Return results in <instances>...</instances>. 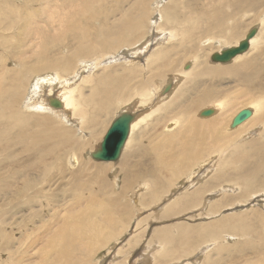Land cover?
<instances>
[{
    "label": "bare ground",
    "instance_id": "bare-ground-1",
    "mask_svg": "<svg viewBox=\"0 0 264 264\" xmlns=\"http://www.w3.org/2000/svg\"><path fill=\"white\" fill-rule=\"evenodd\" d=\"M152 1L153 0H19V3H15L5 0L0 2V28L3 30V32H0V37L5 35L4 32H10L8 35H12L14 38V41L7 45L4 44L6 41L3 42V49L12 53L22 50L18 57L20 61L19 68L5 70L0 66V111L4 113L5 110H12L14 112L11 117L7 118L8 122L0 117V139L13 140L14 142L7 147L8 156L21 150L23 154H26V158H33L32 164L23 168L19 166V160L13 161L11 165L16 169L12 176L14 179H17L18 175L20 176L23 173L34 174L40 165L45 167L46 162L50 161L53 157L63 158V155L68 152V163L71 167L76 168L69 175L70 178L67 181L69 187L62 188L63 193L68 196L71 195V203L76 210L69 211L67 215L60 219L61 222H59L48 239L46 249L42 250L40 253V262H43L42 264H78L81 261H87L86 258L89 254H96L102 246L107 248L105 244L108 240L111 241L113 238L123 235L125 231L123 225L128 219L127 214L131 207L128 205V202H122L123 193L121 190H109L106 176L103 175L105 171L104 167L98 165L95 167V172L89 174L84 167L79 166L83 159H88L83 157V153L80 154V156L76 153V148L78 149L80 146L76 143L75 136L73 135L75 130L71 126H65L67 129L56 127L52 117H57L62 124L63 122L67 123L70 116L75 117V119H69V123L77 124L78 127L76 130L80 133V140L87 142L89 145L90 141L99 130L100 125L96 118H94V120L88 117L85 118V114L88 111L87 104L97 110V115L102 116L108 114L112 109L113 100L116 95L122 96V100L128 101L129 104L130 100L135 102V104L138 103L137 110L139 109L138 111L140 113L138 114V111H136V115L138 114V116L134 117L130 125L131 128L125 141L126 146L124 145L121 148L120 155L116 160L103 162H116L120 158L119 162H117L128 164V167L125 168L126 166H124L119 176H124L126 178L130 177L133 168H142L144 170V174L142 175H149L153 183V186H149L150 188L147 195L153 194L157 196L161 190L157 181L161 175H158L157 171L162 173L168 172L171 175L175 174L174 178L183 174L177 180L178 182H176L175 186L170 189L169 192H166L163 200L159 202L165 203V205L168 204L167 206L164 205V208L162 207L163 209L160 213H158L160 206L158 208L155 207L154 211L151 209L153 213L148 214L146 210V213L150 215L149 217L158 218L157 220H164L167 216L169 217V213L165 216L167 211H173L184 206H191L192 208L196 204L199 206L194 207L196 209L193 210L204 215L203 219H206L209 218V214L213 212L216 213L215 211H207L209 205L213 203H215L216 208L218 207L216 201L213 202L212 200L214 195L222 192L218 197H225L227 201H229V198H235L231 195L238 192L237 185L233 186L229 184L222 186L223 184L221 185L219 183L215 187L206 190L201 187L202 185L194 189V186L197 184L199 185V181L209 176L210 171L214 168L213 166L219 164L220 158L223 152L226 153L228 146L224 149L222 148L220 152H215L213 149L211 150L213 152H210L206 157L203 156V153L206 152V150H210V148H214L218 143L217 146H221L230 141H232L233 144H237L248 139L249 136H254L253 138H255L258 134V136L264 134V63H257V57L251 56L247 58L244 63L236 66V63L243 58L242 56L247 54L246 52L248 49L255 44L258 35L264 31L253 26L242 39L238 40L241 38L240 36L242 34L239 31L240 26L237 27L236 24L238 17L235 18L236 13H244L246 11L257 12L262 8L264 11V0H217L218 2L207 0V7L200 4L196 6L199 0H170L166 2V5L170 4L167 7L161 4L162 0H157L155 6L157 8H162L157 10V16H153L149 19V8L153 4H151ZM190 1L192 2L189 3ZM179 3H181V7L185 8L186 11L181 8L184 13L177 9ZM152 27L156 29L158 33L159 31L162 32V37L158 39L155 35L153 39L145 41L140 47L138 46L139 48H136L135 45L138 41H140ZM254 29H256L255 34L248 39L246 51L234 55L225 62L216 60L217 57H222L223 50L239 45V42L245 40L248 33ZM226 34H228V37L225 39L224 36ZM195 35H199V37L221 36L226 41H233L236 43L224 45V48L213 51L211 48L212 46L210 47L208 43L210 41L216 42L219 38H207L197 42L195 41ZM177 36L178 39H176ZM166 38L169 41L176 39V42L172 45L161 47L159 50H155L160 46V42ZM35 39H38L37 43L40 46L39 52L36 51L37 53L35 52L31 56H26V52L32 47L29 45V42H34ZM153 44H155L153 46L155 49H150L151 51L155 50V52H149L150 57H147V59L145 58L147 63L141 67L130 66L127 68L125 71L126 76L122 82H117V74L112 76L110 72H107L103 73L101 76L102 79L100 77L97 80V82L99 81V85L97 84L98 87L93 89L92 95L88 100H85L83 97L82 99L80 94L77 93L78 85L76 84L78 82H80L78 84L89 82L90 79H93L95 76H91V73L98 66H108L107 63L112 62L113 59H129L122 55L119 56V53L114 56L105 53V51L114 50L126 45H133L130 54L134 57V55H138V53L144 54L149 49L150 45L152 46ZM207 44L208 47L206 46V49L201 50L197 48ZM65 47H67L66 52H59L60 50H65ZM183 55H191V57L186 58L181 64L179 57ZM130 59L132 60L133 58ZM190 59H194L195 62L188 63L185 66L184 63ZM145 60L143 59L142 63H145ZM236 60L237 62H235ZM113 61L116 62L117 60ZM195 70L198 71V73H196ZM6 71L10 73L6 74ZM170 73H175V77L177 78L189 76L191 77V81L193 78L203 76L207 73L217 76H227L232 80L238 81L240 86L243 84L247 91H254L262 100H253V102L248 103L247 105H251L253 110L250 108L245 109H248L251 114L240 124L231 126L230 123V128L236 127L234 130H230L228 123L232 114L231 112L225 113L226 109L231 107L233 100L236 101V99H238L237 95H234V98L231 100L229 97H226L225 100L221 101L216 98L220 95L217 89L211 87L212 85H206L203 80H196L191 86L193 89L192 91L196 92L194 95L186 87L181 90L179 89L176 94H172L173 97L170 101H173L177 97H181L182 99L177 100L173 109L177 116L180 117L178 118L176 116V120L172 119L164 124L165 129L163 128L162 131L168 132H163L162 134L165 133V135L157 142L156 138H154L155 136H149L151 139H145L146 136H148V133H146L142 145L137 150L131 151L128 148V140L137 123L145 116L150 117L154 115L158 109L162 108L163 110L167 107L168 103L165 101H168L167 98L169 95L162 99L161 94L159 95L156 93L162 88L159 84L162 80H166L167 74ZM32 76L35 77L32 79ZM104 76L106 77L104 78ZM177 78H174V81L169 80V82L176 86L179 84L177 83ZM31 79L32 83H30V85L32 87L28 93L29 95H25L27 96L25 98V86ZM132 81L134 83L129 85ZM175 82L177 83L176 85L174 84ZM26 89L29 90V88ZM158 95L161 98L160 100L158 99ZM157 99L161 101L160 105H156L155 107H151V104L148 105L152 101L155 103L159 102ZM242 100L243 103L249 101L248 98H243ZM204 103H206V105L212 103V105H210L211 107L209 108L202 109L200 106ZM21 104H23V111L19 109L15 110V107ZM150 107L151 111H149V113L140 116L145 110H149L148 108ZM200 108L202 110H200ZM125 110L127 109L125 108ZM205 110L211 111L210 114H201V112ZM195 112H197L199 117L195 116ZM121 113L122 111L119 112V114ZM169 117H171V115H168L165 111L158 116V120L152 121L153 123L155 122L157 126H160V123L163 122L165 118ZM115 118L111 120L113 121ZM109 124L104 132L109 128ZM156 124H153V128L156 127ZM98 125L99 128L97 130ZM35 127H38V130L32 129ZM84 127L88 128V130L85 131L83 129ZM189 127H191V131L193 132L191 133L190 131L191 134L188 132ZM83 136L85 137L81 139ZM253 138L249 139L251 143L248 144V151L251 152L252 149L255 150V148L259 146H264V141L260 142L258 140H253ZM255 139H257V137ZM210 142L211 147L209 146ZM124 147H126V149ZM84 150H86V148ZM92 152L86 153L91 156ZM240 152L241 150H238L230 157L233 155L234 157L246 155ZM141 157H143L141 162L135 161ZM193 164H195L196 170H192V167L190 168ZM250 168L252 169V171H249L251 176H245L243 178V180H245V185L243 186L244 192L240 194V196L245 197V199L247 197L246 201H250L255 195L257 196L259 192H264V188L255 190L254 187L256 183L264 182V178H256V173L258 171L259 174L264 173V165H248L247 162L246 170ZM186 170H192L191 172H194L193 175L185 177L186 175H184V172ZM216 171L213 174H215L214 178L218 180L221 175L216 173ZM136 174V178H129L127 189L132 188L134 183H137V179H142L141 176H138L140 172H136ZM194 176L197 177L196 180L192 179ZM55 177L59 178L57 174H55ZM184 178H186V180L183 181ZM3 183L6 184H4L3 190L0 188V196H4V193L6 196L11 194L14 196L5 204H1L4 208H0V224L3 226V228H0V252L9 249L14 243V240H21V238L25 240V237H29L30 233L27 232L26 228H24V232H22L20 236L21 238L15 237V234L19 231L11 228V221L16 212L15 205L17 201L20 202V205L34 203L32 200L21 203L26 188L31 186L29 178L25 179L23 185L14 190L9 188L6 189V187L9 186L10 179H0V186ZM143 184L144 187L148 186L146 185L148 183ZM177 185H179V188ZM208 186L209 185H207V187ZM185 189H187L186 193H188L177 197V195ZM111 192H113V197ZM230 193L232 194L230 195ZM98 195H100V198H96ZM51 197H54V192L51 193L49 200L46 201V206L51 205ZM157 198L159 199L160 196ZM154 199L156 198H152V200ZM241 201L243 200L241 199ZM241 201L233 203L237 204V206L234 207L242 208L244 203ZM62 202L63 201L59 202V204H62ZM96 202H98V204ZM218 204L221 205L222 202H218ZM153 205L152 207H154ZM226 205H229V203ZM257 205V209L252 212V216H249V218L246 215H235L234 218L230 217L218 221L216 219L204 221L197 226L185 224V222H189L188 220L191 221L190 217L193 216L191 210L190 213L188 211V213L179 216L176 215L174 219H176L177 223H180V225L177 226L178 231L176 237L170 233L172 229H165L164 227L157 229L156 232L149 231L151 236H149L150 239L156 241V246L162 247L161 250L156 251L149 259H153L152 264H166V260L158 262L156 260L157 256L169 258L176 245V247L182 246L183 250L189 251L175 258L170 264L181 262L183 257L190 255H194V259L189 260V258H184V260H186L184 264H222L219 260L209 259V255L214 249H216L217 252L225 250V248L219 246L217 241V237L220 236L221 232L220 238L224 240L226 237L227 240L232 243L236 235L231 234V232L235 231L239 236L243 237V239L247 237L251 238L249 237V235H251L252 237L254 236L256 240L260 241V243L256 245H251L250 242L245 244L253 248V251L258 257L243 261L244 263L240 264H256L259 261L260 264H262L264 262V232L262 231V229H264V205L261 206L262 208H260V205ZM161 206H163V204ZM39 212L40 210L36 214H39ZM146 213L144 215H146ZM161 213L163 214L161 215ZM144 215L139 216L141 219H139L135 225L138 232L136 233V230H134L136 234H131L130 239L126 242L128 249H132V251L138 246L143 233L146 231L142 233V230H144L145 225L148 223L147 220L149 221L150 218L148 217L146 220V216ZM32 216H35V214L29 217H22L24 227L31 222L29 219H31ZM262 217L263 222L260 223ZM55 218L57 217L55 216ZM167 221L166 223H168ZM258 223L263 225L259 226L257 225ZM223 234L227 236L222 237ZM209 238L215 239L206 241ZM239 240L238 238L236 241ZM189 241L190 245L192 241H204L207 243L204 246H199V250L197 251L193 250L194 248L192 249V247L190 248ZM240 249L243 250V248ZM82 250L83 254L78 255ZM132 251H130V254L133 255L135 252L133 251V253H131ZM25 252L27 254V248L24 249V253ZM110 252L112 253L110 254ZM110 252V259L107 258L106 260L103 257L106 262L105 264H111L112 261H115L114 249ZM125 252L126 250L118 249L117 254L121 255ZM138 252L139 254L136 257L139 261L137 264H149V262L145 263L147 260L141 258L144 257L145 254L141 251ZM129 258L130 255L126 257L122 255V259L117 264H129ZM87 264L92 263L88 262Z\"/></svg>",
    "mask_w": 264,
    "mask_h": 264
},
{
    "label": "rangeland",
    "instance_id": "rangeland-1",
    "mask_svg": "<svg viewBox=\"0 0 264 264\" xmlns=\"http://www.w3.org/2000/svg\"><path fill=\"white\" fill-rule=\"evenodd\" d=\"M3 1H5V0H0V2H3ZM6 1L19 3V0H6ZM156 1L157 0H153L151 2V4L153 3L152 4L153 7L150 5L151 7L149 8V12H150L149 19L153 16L154 17L157 16V10L162 8V7L157 8L155 6ZM168 1H170V0H164V1L162 0L161 4L163 6L165 5V7H167L168 5H170V4L166 5V2H168ZM214 1L218 2L217 0H214ZM225 1H227V0H225ZM191 2L192 1H190L189 3H191ZM110 4H112V3H110ZM194 4H196V3H194ZM199 4L207 7V0H199V2L196 4V6H199ZM181 8L184 11H186L184 7H181V3H179L177 5V9L179 11L183 12V10ZM183 13H181V14H183ZM237 17H238V19L236 20L237 21L236 24H237V27L240 26L239 31L242 34L240 36L241 38H239L238 40L242 39L245 36V34L251 28H253V26L254 27L256 26L259 28V30L262 29V31H264V11H263V8L257 12L246 11L244 13H236L235 18H237ZM251 21H253V22H251ZM0 32H3V30L1 28H0ZM4 33H5V35L3 37H0V66H2L5 70L17 69L20 67V61H19L18 57L20 55V52H22V50H19L16 53H12L10 51L4 50L3 49L4 47L2 45L3 42L6 41L4 44L7 45V44L14 41V38L12 37V35H8L10 32H4ZM157 33L158 32L156 31V29H153V27H152L150 29V31L149 32L147 31L146 35L140 41H138V43L135 45V47L139 48L140 45H142L145 41L153 39V36H155V35H156V37H158V39L161 38L162 32L159 31V33L158 34ZM227 37H228V34H226L224 36L225 39ZM207 38H219L216 42L210 41L208 43L210 47L212 46L211 48L213 49V51L214 50L218 51L219 48H221V49L224 48L225 47L224 45H231V44L236 43L233 41H226L221 36H219V37H214V36L199 37V35H195V41H197V42L204 40V39H207ZM176 39H178V36L176 37ZM176 39H172L169 41L166 38L162 41L163 43L160 42V46L157 47L156 49H155V47H153L155 44H153L152 46L150 45L149 49L144 54L138 53V55L135 54L134 57L130 54L131 49H133V47H132L133 45H131V46L126 45L123 47H119L117 49H114L115 51L114 50L105 51V53L112 54L114 56L119 53L118 54L119 56L122 55V56H125L126 58L128 57L129 59L128 58H127L128 60H123V58H121L120 60H119V58L113 59V60H117V61L115 62L112 60V62H108L107 63L108 66H98L91 73V76L92 75L95 76L93 79H90L89 82H85V83H81V84H78V83H80V82H78L76 84V85H78L77 93L80 94L81 98L83 97L85 100H88L90 98V96L92 95L93 89L95 87L97 88L99 85L98 84L99 81L97 82V80L103 75V73H107V72L108 73L110 72L112 74V76L117 74L118 75L117 82L118 83L122 82L126 76L125 71L127 68H129L130 66L141 67L142 65H145L147 63L145 58L147 59V57H150L149 56L150 53H154L155 50H159L161 47H165L166 45H172L174 42H176ZM37 42H38V39H35L34 42H32V41L29 42V45H31L32 47L30 48V50L28 52H26V54H25L26 56H31L36 51L39 52L40 46ZM208 44L204 45V46L197 47V48H199L201 50L206 49L208 47ZM150 48L152 50L153 49H155V50L151 51ZM66 49H67V47H65V50H60L59 52H66ZM116 50H117V52H116ZM115 52H116V54H115ZM246 53L247 54L242 56L243 58L241 60H239L238 62H237V60L235 61V62H237L236 66L241 65L242 63H244L246 61L247 58H250L251 56L257 57V59H258L257 63H264V32L258 35V38H257L255 44L252 47H250ZM189 57H191V55L180 56L179 61H181V64H182V62L184 60H186V58H189ZM130 58H133L132 59L133 62ZM136 59H137V61H136ZM143 59L146 61L145 63H142ZM126 61H128V62H126ZM192 62L194 63L195 60L190 59V60L186 61L184 64L186 66L188 63H192ZM196 70H195V72L198 73V71H196ZM168 72H166V73H168ZM5 73L9 74L10 72L6 71ZM172 74H174V75H172ZM170 76H171V78H170ZM34 77L32 76V79ZM105 77L106 76H104V78ZM174 78H177V77H175V73L167 74L166 80H164V81L162 80V82L159 84L162 87V88H160L161 90L159 89L160 91H158V93H156L159 95L161 94L162 99L166 98L165 96L168 97V95H169V97L167 98L168 101L167 100L165 101L166 103H168L167 107L163 110H162V108L158 109V111L154 115H151L150 117L145 116L133 128V130H132L133 132H131L132 134H130L131 136L129 137V140H128L129 141L128 148L131 151L137 150L142 145L143 139L145 138L146 133H148V136H146L145 139H149L151 136H155L154 138H156V142H157L163 135H165V133L162 134L163 132H168V131H162L164 128V124L166 122L168 123V121H171L172 119L176 120L177 114L175 113V111H173V109H174V106H175L177 100L182 99V98L177 97L173 101H170V100L172 99L173 95L179 91V89L181 90L184 87H186L194 95L196 92L192 91L193 89L191 88V86L193 85V82L196 80H203V81H205L206 85L207 84L212 85L211 87H214L215 89H217L220 92V95L216 98L220 99L221 101L225 100L226 97H229L231 100L234 98V95H237L238 99H236V101L233 100L231 107L229 109H226V113H225V114H227V113L231 112V114H232V117L229 119V123H228V127L230 130H234L236 128V127L230 128V123L232 121V118L235 116V114L237 112H239L243 108H250L253 110V107L251 105L249 106L247 104L250 102H253V100H257V101L262 100V98H259L254 91H252V90L247 91L243 84H242V86H240L238 81L232 80L231 78H229L227 76H217V75H212V74L207 73L203 76H197L196 78H193L192 81H191V77H189V76H185L184 78L180 77V78H177V83H179L178 84L179 87H178V85H176L177 84L176 82L174 83L176 86H174L173 83L171 84V82H169V80L174 81L173 80ZM181 78H183V79H181ZM32 79L29 80V82L27 83V85H26L27 87L25 86V90H26V92L24 90V97L25 98L29 95L28 93L31 90L32 86L30 85V83H32L31 82ZM101 79H102V77H101ZM179 81H181V82H179ZM133 83L134 82L132 81L130 84L129 83L128 84L132 85ZM183 85H185V86H183ZM26 88H29V90ZM129 92H130V90H129ZM241 93H243V94H241ZM25 95H27V96H25ZM159 95H158V97H159L158 99L160 100L161 98ZM243 98H248L249 101L246 103H243V100H242ZM125 102H126L125 100L124 101L122 100V96L116 95L114 97V100H113V106H112L113 111L111 109L108 112V114H104L102 116L97 115V110L95 108H92L91 105L87 104L88 111L85 114V118L88 117L92 120H94V118H96L97 121L99 122L98 124L100 125V128L98 125L97 130H98V128H99V130L96 132L93 139L90 141L89 145L87 142H83L80 140V135H79L80 133L78 130H76L78 127L77 124L75 125V124L69 123V119H72V118L75 119V117L70 116L68 119V122L67 123L63 122V124L61 123V121H59V119L57 117H52L55 124H56V127L62 128V129H67L65 126H71L75 130V132H73V135L75 136L76 143L80 146L78 149L76 148V153L79 154V156L82 153L84 155L86 154L85 156L83 155V157H86L88 159V160H86V159H83V157H82L83 160L79 166L84 167L85 170L89 174L92 172H95V167L98 165H101L102 167H104L105 171L103 172V175L106 176V180L108 182L109 190L110 189H112L114 191L121 190V192L123 193L122 202H128L129 203L128 205L131 206L129 209V212L127 214L128 219H127V221L124 222V225H123V227H125V231H124L123 235L120 237H115L111 241L108 240L105 244L107 246V248L105 246H102L96 254H94V255L89 254L88 257L86 258L87 261H85V262L81 261L78 264H85V263L87 264L88 262H91L92 264L93 263L94 264H105L106 262L103 259V257L106 260H107V258L110 259L109 252L112 251V249H114L115 261H112L111 264H117L122 259V255H124V257L130 255L129 264H137V262L139 261L138 258L136 257L139 254L138 251H141L142 253L145 254L144 257H141V258L147 260V261H145V263L149 262V264H152L153 259H149V258H151V256L156 251L161 250L162 247L156 246V241H152L150 239V237H151L150 232L151 231L156 232L157 229H161L164 227L165 229H172V231L170 230L171 231L170 233L174 237H176V233L178 231L177 226L180 225V223H177L176 219H174L176 215L179 216L181 214L188 213V211L190 213V210H191V213L193 215L192 217H190L191 221L188 220L189 222H185V224L191 225V226H194V225L197 226V225H200L199 223L204 222V221H209L212 219H216L218 221V220H221L224 218H230V217L234 218L235 215H243V216L246 215L249 218V216L250 217L252 216V212L255 209H257L256 205L258 203L259 204L257 206L260 205V208H262L261 206L264 205V192L263 191L259 192L257 194V196L255 195L250 201L249 200L246 201L247 197L245 199V197L240 196V194H242L244 192L243 186L245 185V180H243V178L245 176H247V177L251 176V173L249 171H252L251 168L246 170V163L248 162V165H250V164L261 165V166L264 165V146H262V147L259 146V147L255 148V150L252 149V152L248 151V148H249L248 144L251 143V140H249V139L254 137V136H249L248 139H245V140H243L237 144H233V142L230 141L226 144L221 145L222 146L221 147V146H217L219 144L218 143L216 146H214V148H210V150H208V151L206 150V152L203 153L204 157H206L210 152H213V151H211L213 149L215 152H220V151H222V148L224 149L228 146V150L226 151V153L223 152V154L220 158L219 164H216L215 166H213L214 168L211 170L212 172L210 171L209 176L206 179L199 181L198 182L199 185L197 184L196 186H194V189H196L200 185H202L201 187H203L204 190H206L208 188L215 187L219 183L221 185L223 184L222 186L229 185V184H231L233 186L237 185L238 192L236 194H233V195H231L232 193H230V195L232 197H235V198H229V201H227L225 199V197H221V196L218 197L222 192L214 195L212 200H213V202L216 201L218 207L217 208L215 207V203L209 205V207L207 208V211L208 212L215 211L216 213L213 212L212 214H209V216H208L209 218H206V219H203L204 215H201L198 213V211L193 210V209H196L194 207L199 206L198 204H196L192 208H191V206H184L182 208H178V209L173 210V211H167L165 213V216L168 213L170 215H169V217L167 216V218L164 220L163 219L157 220L158 218H153L152 216L149 217L150 215H148V214L153 213V211L155 210L154 209L155 207L158 208L160 206V209L158 210L159 211L158 213H160V211L165 206L168 205V204L165 205V203H159V202H161L163 200V198L166 195V192H169L170 189H172L175 186L176 182H178L177 180L183 174L181 176L174 178L175 174L171 175L168 172L162 173L160 171H157V174L161 175L157 179L158 185L161 188V190L157 194V196L153 195V194L147 195V192H148L149 188L151 186H153V183H152V179L149 175H142V174H144V170L142 168H139V167L133 168L131 170L130 177L126 178L124 176H119L121 169L124 166H126L125 168L128 167V164L118 163L120 158H119V160H117L118 162L117 161L116 162H103V161H95L88 154V153H90V152H92L98 148L99 143L101 142L102 137H103L104 133L106 132V131L104 132L105 128L108 127V124L111 123L110 121H112L111 119L115 118L119 114V112L126 111V112H130L132 114H135V116H138V114L140 113L138 111L139 109L137 110V104L138 103L135 104V102H132V100H130V104L128 101L126 102V104H125ZM160 102L161 101L155 103L154 101H152L148 105L151 104V107H155L156 105H160L161 104ZM133 103H134V105H133ZM148 105H144V106H148ZM210 105H212V103L207 104V105H206V103H204L200 107L202 109H204V108L211 107ZM126 106H128V107H126ZM138 106H142V105H138ZM122 107H123V109H122ZM151 107L148 108L149 110L144 111L146 113L143 112L142 114H140V116L149 113V111H151ZM125 108L127 110H125ZM138 108H140V107H138ZM197 108H199V107H197ZM201 108H200V110H202ZM18 109L20 111H23V104L15 107V110H18ZM136 111H138L137 115H136ZM165 111L168 115L170 114L171 117L165 118V120L160 123V126H157V124L155 122L153 123V121L158 120V116ZM110 112H112V113H110ZM197 112H195V116L199 117L197 115ZM13 114H14V112L12 110L11 111L5 110L4 113L0 111V117H2L6 122H8L7 118L11 117ZM177 117L179 118L180 116H177ZM200 117H203V116H200ZM85 118H84V120H85ZM144 119H146V120H144ZM153 124H156L155 128H153ZM176 127H178V126H176ZM176 127H174V128H176ZM130 128H131V126H130ZM32 129L38 130V127H35ZM83 129L85 131L88 130V128H85V127ZM158 129H159V131H158ZM190 131H191V127H189L188 132L190 133ZM191 133H193V132L191 131ZM258 135L256 136L257 139H255L256 138L255 137V138H253V140H258L260 142H263L264 141V134H260V136H258ZM84 137L85 136L81 137V139ZM13 143H14L13 140L0 139V162H1L0 179H2V178L10 179V183L8 184L9 186L6 187V189L9 188V189L14 190V189L20 187L21 185H23L25 179L29 178V181L31 182V186L26 188L25 193L21 199V203H25L29 200L34 201V203L20 205V202L17 201V203L15 205L16 212H15V215H14L12 221H11V228H14L17 231H19L18 233L15 234V237H20L22 232H24V228H26L27 232L30 234H29L28 238L25 237V240H22L21 237H20L21 240H14V243L12 244V246L9 249L1 251L0 252V264H42L43 262H40L41 261L40 253L42 250L46 249L48 239H49L50 235L53 233V231L56 229V227L58 226L59 222H61L60 219L62 217H64L65 215H67V213L69 211H72V210L75 211L76 210L75 207H73V205L71 203V201H72L71 197H70L71 195L68 196L67 194L63 193V191H62V188H64V187L68 188L69 187V184H67V181L70 178L69 175L76 168L71 167L70 164L68 163V155H69V152H68V153L63 155V158L53 157L50 161L46 162L45 167H42L40 165L34 174L23 173L20 176L18 175L17 179H14L12 174L16 168H14L11 165L12 162L15 160H19V166L21 168H23L29 164H32L33 158H30V159L26 158V154H23L21 152V150L15 152L11 156H8V148L7 147L9 144L12 145ZM125 146H126V144H125ZM209 146L211 147V142H210ZM85 148H86V150H84ZM124 148L126 149V147H124ZM238 150H241V152L245 153L246 155L236 156V157H234V155H233L232 157H230L232 154H234V152H236ZM86 152H88V153H86ZM249 155H251V156H249ZM142 160H143V157H141L135 161L141 162ZM191 167H192V170H196L195 164H193V166H190V168ZM188 170H186L184 172V175H186L185 177L193 175V173H194V172H191L192 170L191 171H188ZM215 171H216V173L221 175V177L218 180H216V178H214L215 174H213V173ZM136 172H140V174L138 176H141L142 179H137V183H134V186L132 188L127 189V185L129 184V178H132V177L136 178L135 177V176H137ZM55 174H57L59 176V178L55 177ZM256 176H257L256 177L257 179H262V178H264V173L259 174V171H258L256 173ZM196 178L197 177L194 176V178H192V179L196 180ZM184 180H186V178H184L183 181ZM143 183H148V184H146L148 186L144 187ZM202 183H204V184H202ZM4 184H6V183H3L0 186L1 190L4 189ZM207 185H209V186L207 187ZM177 187L179 188V185H177ZM254 187H255V190H258L260 188H264V182L256 183L254 185ZM194 189H191V190H194ZM186 190L187 189L182 190L181 193L179 195H177V197H179L181 195H186L188 193V192L186 193ZM52 192H54V197L50 198L51 205L49 204L50 206H46L45 205L46 201L49 200V197H50ZM111 193H112V197H113V192H111ZM114 195H115V193H114ZM12 196H14V195L11 194L9 196H6L5 193H4V196H0V208H4V206H2L1 204H5L6 202H8L12 198ZM159 196H160V198L158 199L157 197H159ZM96 198H100V195H98ZM152 198H156V199L152 200ZM241 199L243 201H241ZM58 201L59 202L63 201V202H62V204H59ZM237 201H241L242 203H244L243 204L244 206L242 208H240V207L235 208L234 206H237V204H233V203H235ZM218 202H222V204L220 205V204H218ZM96 203L98 204V202H96ZM227 203H229V205H226ZM162 204H163V206H161ZM152 205L154 207H152ZM231 207H234V208L230 209ZM147 208H149L150 210ZM39 210H40L39 214H36V213H38ZM149 211H151V212H149ZM145 213H146V215H144ZM32 214H35V216H32L31 219H29V221H31V222L28 223L24 227V225H23L24 223L22 222V217H29ZM162 214L163 213H161V215ZM140 215L146 216L145 217L146 220L149 217L150 222L147 220L148 223H147V225H145L144 230H142V233H143V231H145V230L146 231L143 233L142 239H141L140 243L138 244V246L133 249V251L135 252V253H133L132 249H128L126 242L130 239L131 234H136L138 232V230H136L137 227L135 225H136L137 221L139 219H141L139 217ZM55 216L57 218H55ZM158 216H159V214H158ZM152 219H153V222H152ZM216 220H213V221H216ZM155 221H157V222H155ZM166 221L168 223H166ZM213 221H210V222H213ZM261 222H263V217L260 220V223ZM260 223H258L257 225L262 226L263 224H260ZM22 225H23V227H22ZM151 226L152 227L155 226V227L152 228ZM0 228H3V226L1 224H0ZM134 230H136V233L134 232ZM262 231L264 232V229H262ZM147 232H149V233H147ZM221 233H220V236L217 237L218 238L217 241H218L219 246H221L222 248H225V250H223L221 252H217V250L214 249L213 252L209 255V259L219 260L220 262H222V264H236V263L240 264V263H244L243 261L251 260V259L258 257L255 254V252L253 251V248L245 245V244H248V242H250L251 245L259 244L260 241L256 240L254 238V236L252 237L251 235H249V237H251V238L247 237V238L243 239V237L239 236V234L237 232L233 231V232H231V234L236 235V237H235V240L232 241V243H230L226 237L224 238V240H222V238H220ZM147 234H148V237H147ZM223 236H227V235L223 234L222 237ZM238 238L240 240L236 241ZM115 239L118 241H116ZM213 239H215V238H209L206 241H210ZM201 242L200 241H192L191 245H190V241H189V246H190V248L192 247V249L194 248L193 250L198 251L199 246H204L207 243L204 241H201ZM0 243H1V240H0ZM25 248H27V254H26V252L24 253ZM240 248H243V250ZM118 249L126 250V252L124 254L118 255L117 254ZM240 250H241V252H240ZM130 251H132L131 253H133V255L130 254ZM187 251H189V250H185V249L183 250L182 246L176 247V245H175V249L169 258L157 256L156 260L158 262H163L166 260V264H170V262H172L175 258L186 254ZM111 253L112 252H110V254ZM82 254H83V250L78 255H82ZM184 258H186V259L189 258V260H193L194 255L183 257L182 258L183 260H181V262H178V263L175 262V263L176 264H184V262L186 261V260H184ZM132 259L134 260V262ZM98 260H99V262H98ZM256 264H260V261ZM262 264H264V262Z\"/></svg>",
    "mask_w": 264,
    "mask_h": 264
},
{
    "label": "water",
    "instance_id": "water-1",
    "mask_svg": "<svg viewBox=\"0 0 264 264\" xmlns=\"http://www.w3.org/2000/svg\"><path fill=\"white\" fill-rule=\"evenodd\" d=\"M255 30L256 29L249 32L245 40L239 42V45H237L236 47H230L226 50H223V54L221 55L222 57H217L216 60H221V62H225L228 61L234 55L246 51L248 47V39L255 34ZM210 112L211 111L205 110L201 112V114L208 115L210 114ZM250 114L251 112L248 109H242L236 114V116L231 121V126L240 124ZM134 117L135 114H132L130 112H122L121 114H118V116L111 122L98 148L91 153L92 158L97 161L116 160L120 155L121 148L125 145L126 137L128 136L130 125L133 122Z\"/></svg>",
    "mask_w": 264,
    "mask_h": 264
}]
</instances>
